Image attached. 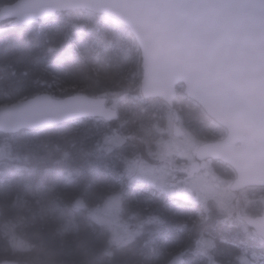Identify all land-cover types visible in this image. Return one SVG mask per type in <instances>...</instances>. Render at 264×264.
<instances>
[{"label": "snow or ice", "instance_id": "obj_1", "mask_svg": "<svg viewBox=\"0 0 264 264\" xmlns=\"http://www.w3.org/2000/svg\"><path fill=\"white\" fill-rule=\"evenodd\" d=\"M234 3H247L264 9V0H135L136 6L153 18L160 38L154 41L145 32L137 30L138 44L126 38L124 43L130 51L140 54L144 68L154 70L156 78L150 82L143 71L139 77L136 74L130 78L121 75L124 90L104 92L103 95L113 97L111 107L101 103L100 110L95 113L110 124L118 122V126L104 133L99 146L94 147H98L100 154L127 159L126 172L115 174L112 171L114 159L103 166V171L95 165L77 170L76 179L63 195L56 197L55 206L51 209L59 221L57 231L61 235L71 233L74 239L83 241L86 250H92L94 242L98 245L96 252L102 250L101 255L93 253L89 264H105L103 256L109 257L111 264L118 253L135 254L138 251L136 246L145 224L162 223L163 220L150 217L136 226H126L119 222V218L126 213L135 216L140 198L145 194L155 197L157 192L168 206L181 211L186 205L199 206L201 211L192 221L193 227L205 221V213L211 212L209 202L214 201L224 212L222 222L240 224L248 239L261 249L259 261L255 256L252 259L240 256L235 260H221L214 254V237L208 234L206 238L202 232L194 249L182 250L180 259H168L163 264H264V30L260 47L250 57H241L193 20L177 15ZM127 59V56L124 60L117 59L115 67L123 69ZM70 87L76 89L78 86ZM130 91L133 93L131 99L166 109V125L162 127L156 123L152 126L160 136L155 140L157 151L148 152L158 166L150 164L140 154L135 134L128 128L127 113L121 115L120 101ZM178 97L190 98L191 104L202 107L209 114L213 129L210 139L204 136L206 128L199 119L196 123L201 126L194 128L193 132L181 131L177 127L181 122L174 107ZM78 118L65 117L72 122ZM187 123L193 127V121ZM90 134L93 133L87 130L81 138V146ZM165 134L170 139H164ZM240 154L244 156L243 163ZM69 155L64 152L65 157ZM177 157L187 161V165H179ZM218 165L230 166L234 172L231 175L218 174ZM17 167L25 170L24 166ZM172 171H183L188 175L189 179L180 182L182 187L178 188L166 179ZM2 177L3 171H0V185L3 184ZM16 183L25 184L31 191L32 182L25 176L21 175ZM149 186L152 190L146 193ZM226 190H239L245 203H251L249 193L256 196L260 215L251 217L246 211L238 210V201L235 202L236 208L230 204L225 209L221 194ZM64 199H67V204L62 207ZM37 203H40L39 199ZM16 227L12 221L0 223V234L11 244L14 252L30 250L33 245L17 236ZM165 255L171 254L166 252ZM49 264H56V261ZM60 264L82 262L71 260ZM134 264H161V261L144 259Z\"/></svg>", "mask_w": 264, "mask_h": 264}, {"label": "trees", "instance_id": "obj_2", "mask_svg": "<svg viewBox=\"0 0 264 264\" xmlns=\"http://www.w3.org/2000/svg\"><path fill=\"white\" fill-rule=\"evenodd\" d=\"M13 1L0 0V6ZM0 27V106L44 91L57 97L75 93L105 96L104 92H122L125 83L121 75L130 78L136 74L139 77L143 71L140 54L130 51L124 43L126 38L138 44L135 36L116 18L106 14L89 9L63 10L27 25L13 26L8 20ZM126 56L125 67L117 69V59L124 60ZM71 85L78 87L73 89ZM132 94L130 91L120 101L121 115L127 113L128 128L135 134L140 154L149 163L158 164L148 156V152L154 150L150 144H154L157 134L152 126L156 123L162 127L166 125V109L147 101L133 100ZM105 97L111 106L113 97L110 94ZM174 107L179 113L182 129L189 128L193 132L194 128L201 126L196 123L199 119L206 128L204 136L211 138L212 121L202 107L197 108L187 97H178ZM189 120L193 121L192 128L187 123ZM117 126L118 122L110 124L102 117L88 116L50 127L22 129L16 133L0 132V171H3V184L0 185V212L3 215H0V223L12 221L17 225V236L33 245L28 251L14 252L11 244L0 234V264L5 260L13 264H49L50 261L60 264L71 260L89 264L98 245L94 242L93 249L86 250L83 241L74 239L71 233L61 235L57 231L59 221L51 209L55 206L56 197L70 188L77 170L95 165L103 171V166L114 159L100 154L94 145L99 146L103 134ZM87 130L93 134L81 146V138ZM64 152L70 155L65 157ZM176 159L177 163L182 161L179 157ZM128 162L127 159H114L112 171L125 173ZM17 166H24L25 170H18ZM217 169L220 174L231 175L234 172L230 166L218 165ZM21 175L31 180V191L25 184L16 183ZM168 178L169 183H174L171 175ZM231 193L234 194L233 191ZM249 196L251 203H245L241 194L240 210L248 215L260 214L258 198L251 193ZM38 199L40 203H37ZM235 202L236 197L227 205L236 208ZM65 204L67 199L61 206ZM209 208L211 212L205 213V221L193 227L192 221L201 211L199 206L186 205L181 211L168 206L158 192L155 197L143 195L136 205L135 216L126 213L119 222L136 226L150 217H159L163 222L146 223L136 246L138 251L135 254L118 253L111 264H134L144 259L159 260L163 264L168 259H180L182 250L194 249L202 232L206 238L208 234L214 237V254L218 259L235 260L240 256L252 259L255 256L259 261L261 249L248 239L243 227L235 222L223 223L224 212L214 201L209 202ZM166 252L171 255H165ZM95 254L101 255L102 250ZM102 258L105 264H109V257Z\"/></svg>", "mask_w": 264, "mask_h": 264}, {"label": "water", "instance_id": "obj_3", "mask_svg": "<svg viewBox=\"0 0 264 264\" xmlns=\"http://www.w3.org/2000/svg\"><path fill=\"white\" fill-rule=\"evenodd\" d=\"M76 9H89L116 18L129 28L136 40L137 30L145 32L154 41L160 38L153 18L146 10L137 7L135 0H15L0 6V24L10 20L13 26L27 25L58 11ZM177 15L182 19L193 20L201 28L217 36L238 56L250 57L261 45L264 9L251 4L234 3L228 6L207 7ZM142 67L149 81H154L155 71L146 69L143 65ZM101 103L105 107H111L107 104L105 96L75 93L57 97L44 91L0 106V132L16 133L22 129L55 126L69 121L65 119L67 116L102 117L95 115L100 110ZM63 109L70 111H63ZM53 120L58 122L49 123ZM239 158L243 163V154H240ZM232 191L237 194L236 201L240 202L241 192ZM238 210H240L239 205ZM1 264L13 263L5 260Z\"/></svg>", "mask_w": 264, "mask_h": 264}, {"label": "rangeland", "instance_id": "obj_4", "mask_svg": "<svg viewBox=\"0 0 264 264\" xmlns=\"http://www.w3.org/2000/svg\"><path fill=\"white\" fill-rule=\"evenodd\" d=\"M179 102V101H178ZM181 129V128H180ZM181 131H185V132H192L189 128H185L184 127V129H181ZM164 139H170V137H169V135L168 134H165V136L163 137ZM154 150H151L152 152H154V151H157V146H155L154 148H153ZM144 158V157H143ZM187 162V161H186ZM188 163V162H187ZM150 164H153V163H150ZM179 165H181V166H185L184 164H183V162L181 163H178ZM153 165H157L158 166V164H153ZM173 172V171H172ZM218 174H220V172H218ZM166 179L168 180V182H170V179L168 178V176L166 177ZM187 179H189V177L187 176V177H184L183 178V180L182 181H184V180H187ZM175 184H176V182H174ZM177 185V187L179 188V187H182V185H181V183L180 184H176ZM221 196H222V199H223V201H224V206H225V208L227 209L229 206L227 205L228 204V201L230 200V199H234L236 196L234 195V194H232L231 193V191L230 190H226V191H224V192H222V194H221ZM199 213V212H198ZM121 224H123L124 225V223H121ZM126 225V224H125ZM127 226V225H126Z\"/></svg>", "mask_w": 264, "mask_h": 264}, {"label": "flooded vegetation", "instance_id": "obj_5", "mask_svg": "<svg viewBox=\"0 0 264 264\" xmlns=\"http://www.w3.org/2000/svg\"><path fill=\"white\" fill-rule=\"evenodd\" d=\"M180 108H182V105H180ZM197 112H195L194 111V114H196ZM177 127L178 128H181L182 129V127L180 126V123L177 125ZM165 136V135H164ZM154 138L155 139H158V138H160V136H159V134L157 133L155 136H154ZM150 144V143H149ZM145 145H146V150H147V138H146V143H145ZM151 146H156V143L154 142V144H150ZM150 146V148L152 149L153 147H151ZM145 160H147V158L145 159ZM183 162V164L186 166L187 165V162L185 161V160H182L181 161V163ZM188 175L185 173V172H183V171H173L172 173H171V182H176V184H180V182L183 180V178L184 177H187ZM152 189H150L149 187H147L146 189H145V192L147 193V192H149V191H151ZM235 194V193H234ZM146 196H148L147 194H145Z\"/></svg>", "mask_w": 264, "mask_h": 264}]
</instances>
